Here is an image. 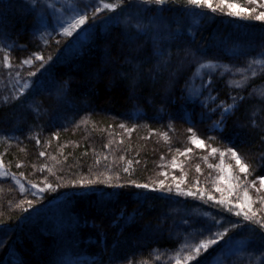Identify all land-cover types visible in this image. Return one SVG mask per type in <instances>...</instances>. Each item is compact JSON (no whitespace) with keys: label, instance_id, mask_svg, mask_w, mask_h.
I'll return each instance as SVG.
<instances>
[{"label":"rangeland","instance_id":"374dc122","mask_svg":"<svg viewBox=\"0 0 264 264\" xmlns=\"http://www.w3.org/2000/svg\"><path fill=\"white\" fill-rule=\"evenodd\" d=\"M3 1L9 0H0V107L12 104L31 90L33 76L50 70L38 82L33 94L0 118V189L6 184L12 190L14 208H34L20 218V225L26 230L22 234L24 239L13 240L14 228L0 229V264H264V244L259 248V241L252 233L245 230L228 233L245 221L258 226L264 224V183H261L264 177L254 171L255 164L251 162L257 159V171H263L260 167L264 165V142L258 146L259 152L252 153L251 161L236 147L237 136L252 132L253 138L255 122L260 123L258 115L264 117V108H261L264 80L258 81V77H264V40L250 43L246 48L241 43L233 44L220 28H215L206 42L207 18L192 21L196 37L173 38L162 17L152 15L141 19L137 14L132 16L130 8L119 17L113 4L131 0H36L34 5L32 0H26L30 3L29 9L17 8L21 23L16 26L15 2ZM212 3L215 10L222 12H229L227 3L234 4L232 0ZM97 4L109 7L96 11ZM144 4L140 2L146 15L150 6ZM236 5L249 9L248 14L254 20H259L256 17L264 13V0H242ZM84 11L88 13L85 23L72 29L71 36L64 35L65 28L75 23ZM103 12H111L108 26L100 18L93 21V13L96 18ZM151 29L150 41H147L146 30ZM93 34L100 35L98 42L92 39ZM199 34L204 38L198 41ZM68 41L73 43L74 53L63 59L64 66L75 72L86 68L85 78L89 82L102 77L112 80L120 77L124 72L119 68L120 62H123L121 66L133 63L139 47L148 42L151 65L143 72L138 70L139 65H130V72L125 73L128 100L119 118H115V125L125 140L133 143L138 137L136 142L151 145L152 168L141 185L148 184L149 191L156 189L151 192L156 196L152 199L144 193L138 207L119 213L111 208L110 196L99 197L96 211L105 219L110 218L109 229L103 228L101 222H93L90 211L83 212L78 204L74 205L73 217L65 218L58 209L46 210L44 218L36 214L44 201H49L48 197L55 203L65 191L90 186L88 181L60 182L48 166L45 137L63 131L76 134L83 117L100 111L91 94L75 100L70 84L77 81L75 75L69 76L65 71L58 78L50 68L53 56L57 55L56 45L52 46L54 42L59 44V51L60 44ZM38 56H43V61ZM220 78L231 94V102L249 90L244 97L245 116L241 119L237 115V121L230 122L228 128L224 127L226 121L219 119L221 111L210 99L212 88L207 85L211 79L219 81ZM57 88L63 92L58 93ZM147 108L156 113V117L149 115L148 119L160 123L137 135L138 123L146 118ZM216 125L223 129L222 136L219 134L216 141L202 137L201 126L220 131ZM260 127L264 129V124ZM196 140H203L206 147H196ZM27 142L32 144L34 158L26 160L18 156L8 162V148ZM212 148L217 152L213 153ZM230 149L248 167L247 173L240 172ZM135 151L131 158L134 163L127 160L120 165L121 184H140L135 165L143 160L138 155L139 149ZM114 182L109 179L106 186ZM216 188L221 191H215ZM194 193H199L201 198L205 195L223 200L222 205L228 206L236 216L232 215L231 219L236 222L224 220L212 209L203 210L189 198ZM146 205L149 217L147 212L144 216L146 209L142 206ZM236 212L241 215L237 216ZM244 212L248 213L247 219ZM46 218L53 220L52 227L42 223ZM213 224L217 231L224 233L223 239L216 237L217 245H208L206 250L197 253L196 249L212 238L206 230ZM48 238L53 240L55 248L45 249ZM164 239L172 243L170 248L162 245ZM107 243L109 249L105 247ZM212 249L216 251L201 261V256Z\"/></svg>","mask_w":264,"mask_h":264},{"label":"trees","instance_id":"16d2710c","mask_svg":"<svg viewBox=\"0 0 264 264\" xmlns=\"http://www.w3.org/2000/svg\"><path fill=\"white\" fill-rule=\"evenodd\" d=\"M15 2V12H16V26H19L21 23L18 20L19 13L17 12V8L19 9H29L27 8L30 3L26 0H9L3 1L8 4ZM237 1L242 0H232L234 4H237ZM140 2H144V0H131V2H117L115 7V13L119 17H121L126 8H130V12L132 16L137 14L138 17L144 19L146 16L151 17L152 15L162 17L164 26H166L168 32L170 31V36L173 38H186V37H196L193 33V20L195 18H207L209 20L208 28L205 31V39L206 42L208 40V35L213 34L216 30L215 28H220L222 34L230 37V41L233 44L240 45L243 47H248L250 43L260 42L264 40V20H254L251 18V13L248 14L245 12H241L239 15H229L227 12L222 11H213L212 9H208L206 5L200 6H192L189 3V0H165L163 5L155 4L154 0L152 3L148 4L149 11H147L146 15H143L144 11L142 6H140ZM213 2V0H212ZM36 0H32L31 4H35ZM144 4V5H146ZM214 4V3H213ZM214 6V5H213ZM151 10V11H150ZM223 10H225L223 8ZM34 12V9H31ZM154 12V13H153ZM99 18L100 21H104L105 25L108 26L111 20V12H103L99 14L98 17L93 20L96 22ZM23 25H26L23 22ZM221 25V26H220ZM15 26V25H14ZM115 27V26H114ZM15 28V27H14ZM20 28V27H19ZM18 27L16 29H19ZM225 30V31H224ZM151 30H146L148 33L145 38L147 41L149 40V34ZM153 34V33H152ZM198 41L201 40L203 34H199ZM25 39V38H24ZM92 39H95L97 42L100 39V35L93 34ZM196 41V40H193ZM197 42V41H196ZM226 42V41H225ZM52 46L56 45V50L54 53L57 55L53 56L52 65L50 68L55 70V74L59 77L64 75V72L67 75H75L77 81H73L70 84L72 85V94L75 97V100H79L83 95L91 94V99L100 107V111L93 113L92 115H87L83 117L80 121V130L76 134H71L69 132L63 131L54 136L45 137V140L48 143V166H50V170L53 173V177L60 182H69V183H83L90 182V186H86L83 188H78L75 191H65L60 197L54 201L50 196L49 201H44V205H42V209H37V215H45L44 212L46 210L54 211L58 209L65 218L73 217L74 205L78 204L83 212L87 210L90 211L89 216L91 220L95 223L101 222L103 224V228L109 229L110 227V218H104V216L99 215L96 211L97 199L99 197H108L110 196V206L113 210H117L119 212L130 211L139 206L142 194H146L149 198L155 199V194H151L152 190H147L143 188H138L133 184L124 185L120 183L119 180V172L120 165L127 160H130L134 163V160L131 159L134 153H136L135 149H139L138 155L141 156L143 162L136 163V173L138 176V182H144V178L149 174L151 170V162L153 158V151L150 144H145L144 141H135L133 139V143L129 142L127 139L122 138L118 132L116 131L117 126L115 125V118H119L123 109H125V105L128 100V85L127 78L125 77V73L130 72V65H139L138 70L143 72L144 68L148 69L150 62V56H148V42H144L142 47H139V50L135 54L136 56L132 58L133 63L130 65L125 64L122 65V61L120 62L119 68L121 71L123 70V74H120V77L115 78L114 80L109 77H102V79L97 81H88L85 78V70L77 69L76 72L68 69L67 66H64L63 59L65 57H69L73 55L74 45L71 41L67 43L60 44V49L58 51L57 42H54ZM231 43V44H232ZM197 45V43L194 42ZM55 48V47H51ZM201 51H205V49L201 48ZM229 51V50H228ZM232 53V52H229ZM228 53V54H229ZM93 68L94 66H90ZM49 68L44 71V73L40 72L36 76H33L31 80V86L34 82V87L31 88L26 94L21 95L18 100L14 101L12 104L7 105L5 107H0V118L4 116L8 112V110L16 109L22 102L25 101L29 95L33 94L35 90H37V84L40 80L45 78V76L49 75ZM48 72V73H47ZM46 74V75H45ZM110 81V85L108 86V81ZM264 77H258L259 82H263ZM41 82V81H40ZM208 87L212 88V94L210 95V99L214 102L215 108L221 111V118L225 122V128H228L230 122L236 120L235 117L237 115L240 118H243V115L246 111V99L244 98L249 94V90L244 92L242 96H239V99L232 101L230 98L229 90L224 86V80L222 78L218 80L211 79L207 83ZM145 86V85H144ZM148 88V86H145ZM145 89V88H144ZM87 91L86 93L84 92ZM85 93V94H84ZM142 94V93H141ZM209 99V101H210ZM208 101V102H209ZM264 108V106H261ZM227 110V111H225ZM148 112L146 114V118L141 120L138 123V128L135 132L137 135H143L149 127L153 128L158 125V121H155L153 118L151 120L148 119L147 116L156 117V113H154L151 109L146 110ZM245 116V115H244ZM259 121L255 122L254 129L256 130V135L252 138V132L249 135H245L244 137L237 136L236 147L244 154H247V159L251 161L252 158L250 156L254 155L252 153L259 152L258 146L260 147L261 142H264V129L260 127V125L264 124V117L259 116ZM260 124V125H259ZM228 130V129H227ZM200 134L205 139H213L216 141L218 139V135L223 134V131L217 130H206L204 127L199 128ZM136 135V136H137ZM140 137V136H139ZM254 142V144H253ZM32 144L27 142L26 144H20L12 148H8V162L10 160H14V157L24 158L26 160H30L34 158V150L32 149ZM134 149V150H133ZM172 149V148H171ZM169 150V152L171 151ZM23 150V151H22ZM13 158V159H12ZM251 162H254L255 167L254 171H256L259 175L264 177V165L260 167L263 171L258 170L256 164L259 162L254 161L252 159ZM259 164V163H258ZM115 180L113 185L106 186L107 181L109 179ZM107 179V180H105ZM12 191V190H11ZM10 191V188L3 184L0 189V229L5 227L14 228L15 232L13 234V240H22L23 232L26 231L25 228L20 225V218H23L24 215H28L32 209L23 208L17 209L12 205L13 201V193ZM162 193V192H157ZM163 195V194H162ZM199 193H194L190 199H194L196 203L204 209H212V212H216L221 218L224 220H233L231 214V210L228 206H223L219 203L218 200L210 199L207 196L200 197ZM158 199V198H157ZM187 199V198H186ZM35 207V206H34ZM39 207V206H38ZM145 210L144 216L146 217V212L149 217V211L146 206H142ZM33 215V214H32ZM36 215V216H37ZM235 216V215H233ZM236 217V216H235ZM51 218H46L43 221V224H47L50 227L53 226ZM238 230H245L247 233L250 232L257 238L256 241H259V248L262 244H264V228L260 225L254 224L252 221H245L239 228L235 230H229V234H236ZM122 235V234H121ZM123 236V235H122ZM27 239V238H26ZM165 240V239H164ZM53 240L51 238L46 239V248L54 247ZM165 248H170L172 243L168 240L163 241ZM106 249H109L108 243L106 244ZM218 248L215 247V249ZM258 248V251H259ZM216 250L212 249L211 251L206 252L201 256V261L206 260L207 255L209 253L214 252ZM260 252V251H259ZM258 252V253H259ZM44 256V255H43ZM46 257V256H45ZM195 264H198L197 262Z\"/></svg>","mask_w":264,"mask_h":264},{"label":"snow or ice","instance_id":"6c2138e0","mask_svg":"<svg viewBox=\"0 0 264 264\" xmlns=\"http://www.w3.org/2000/svg\"><path fill=\"white\" fill-rule=\"evenodd\" d=\"M144 2L150 4V3L153 2V0H144ZM154 2L157 5H163L165 0H154ZM189 3L192 6H200V5L203 4V5H206L208 9H212L213 11H215V9L213 7L212 0H189ZM226 6L229 9V13H228L229 15H232V14L239 15L241 12H245V13L250 12L249 9L240 8L238 5L232 4V3H227ZM101 7L108 8L109 5H99V4H97L95 6V10L99 11ZM87 19H88V13H87V11H84L83 13L80 14V18L77 19L75 21V23L69 24L68 28H65L64 35L71 36L72 35V29L78 28L80 25H83ZM256 19L264 20V13H261L259 16L256 17ZM93 20H95V14L94 13H93ZM38 59L43 61L44 57L43 56H38ZM33 75H35V74L33 73ZM34 86L35 85H34V82H33L32 87H34ZM53 88H55V85H53ZM45 90L50 91L51 89H48L47 87H45ZM56 91L58 93H62L63 89L62 88H57ZM225 111H227V110H225ZM216 127L220 128L219 125H216ZM220 131H223V129L220 128ZM194 143H195L196 147H198V148L206 147V145L204 144L203 140H196V141H194ZM186 151H191V149H188ZM229 151L231 152L232 156L235 158L236 163L239 165L240 172L247 173L248 172V167L240 162V157L235 152V150H231L230 149ZM212 152L216 153L217 149L216 148H212ZM125 171H127V169H125ZM261 183H264V178H262ZM135 186L138 187V188L149 189V185L148 184L135 185ZM34 187H35V185H34ZM49 187H51V186L49 185ZM160 187L161 188L164 187L163 182H161ZM151 190L155 191L156 189H151ZM215 191L220 192L221 189L220 188H216ZM210 199H215V197H210ZM219 203L223 204L224 201L221 200V201H219ZM237 207L243 208L244 206L243 205H237ZM236 215L240 216L241 212H236ZM243 215H244V217L246 219L248 218V213L247 212H244ZM261 226L264 227V224H261ZM220 227H223V225H220ZM216 229H217L216 224H213V225H211L210 227L207 228L206 232H207V234L211 235L212 238L209 239L206 244L202 245L201 248H197L196 249L197 253H199L202 249L206 250L208 248V245H217L218 241H217L216 237H220L221 239H223L224 233H222L220 231H217ZM225 243H227V241H225ZM216 250L218 251L219 248H217Z\"/></svg>","mask_w":264,"mask_h":264}]
</instances>
